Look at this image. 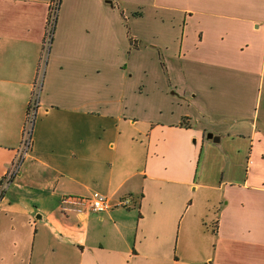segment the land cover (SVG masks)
Listing matches in <instances>:
<instances>
[{
  "label": "crops",
  "instance_id": "obj_1",
  "mask_svg": "<svg viewBox=\"0 0 264 264\" xmlns=\"http://www.w3.org/2000/svg\"><path fill=\"white\" fill-rule=\"evenodd\" d=\"M49 2L0 0V264H264V0H60L43 56Z\"/></svg>",
  "mask_w": 264,
  "mask_h": 264
},
{
  "label": "built area",
  "instance_id": "obj_2",
  "mask_svg": "<svg viewBox=\"0 0 264 264\" xmlns=\"http://www.w3.org/2000/svg\"><path fill=\"white\" fill-rule=\"evenodd\" d=\"M59 3H60V0H50L49 2L48 21H47L45 37L43 40V52H44L43 56L45 55V52L47 48L49 47ZM37 88L38 87H35L33 90L31 100L29 103V108H28L27 115H26V123L23 129V140H22L24 148H27L30 142V128H31V125H32L31 123L33 121V116H34L33 111L37 103ZM13 174H14L13 170L12 172L7 174L6 184L10 181ZM3 189L4 188H2V190L0 191V196H1ZM63 202L75 204L79 206L81 209L83 208L84 209L83 211H87L89 213H95V214H101V213L107 212L114 207H127L129 204V201L126 199L120 200L117 204H111V202L106 197H103V196L89 198V199H64Z\"/></svg>",
  "mask_w": 264,
  "mask_h": 264
},
{
  "label": "water",
  "instance_id": "obj_3",
  "mask_svg": "<svg viewBox=\"0 0 264 264\" xmlns=\"http://www.w3.org/2000/svg\"><path fill=\"white\" fill-rule=\"evenodd\" d=\"M206 137H207V139H208V140H210V139H211V140H213L214 142H215V141H218V139H217V138H215V137H213V135H212L211 133L207 134V136H206Z\"/></svg>",
  "mask_w": 264,
  "mask_h": 264
},
{
  "label": "rangeland",
  "instance_id": "obj_4",
  "mask_svg": "<svg viewBox=\"0 0 264 264\" xmlns=\"http://www.w3.org/2000/svg\"><path fill=\"white\" fill-rule=\"evenodd\" d=\"M33 117H34V116H33ZM32 123H33V122H32ZM32 123H31V124H32ZM241 173H242V171H241V169H239V174H241ZM219 178H221V177H219Z\"/></svg>",
  "mask_w": 264,
  "mask_h": 264
}]
</instances>
